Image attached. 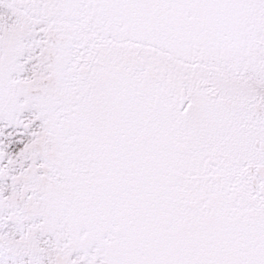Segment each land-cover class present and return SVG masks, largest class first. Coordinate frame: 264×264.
<instances>
[{
  "label": "snow or ice",
  "instance_id": "obj_1",
  "mask_svg": "<svg viewBox=\"0 0 264 264\" xmlns=\"http://www.w3.org/2000/svg\"><path fill=\"white\" fill-rule=\"evenodd\" d=\"M0 264H264V0H0Z\"/></svg>",
  "mask_w": 264,
  "mask_h": 264
}]
</instances>
